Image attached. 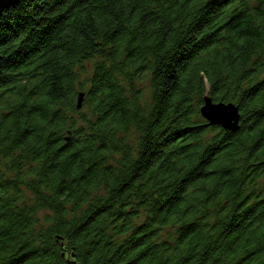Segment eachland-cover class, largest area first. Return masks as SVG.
<instances>
[{"label": "trees", "instance_id": "obj_1", "mask_svg": "<svg viewBox=\"0 0 264 264\" xmlns=\"http://www.w3.org/2000/svg\"><path fill=\"white\" fill-rule=\"evenodd\" d=\"M0 165V264H264V0L6 9Z\"/></svg>", "mask_w": 264, "mask_h": 264}, {"label": "water", "instance_id": "obj_2", "mask_svg": "<svg viewBox=\"0 0 264 264\" xmlns=\"http://www.w3.org/2000/svg\"><path fill=\"white\" fill-rule=\"evenodd\" d=\"M20 2L21 0H0V18L6 9ZM201 113L208 125H219L227 130H237L241 124V112L237 104L234 102H216L209 95L204 97Z\"/></svg>", "mask_w": 264, "mask_h": 264}, {"label": "rangeland", "instance_id": "obj_3", "mask_svg": "<svg viewBox=\"0 0 264 264\" xmlns=\"http://www.w3.org/2000/svg\"><path fill=\"white\" fill-rule=\"evenodd\" d=\"M138 87H141L143 90H148L149 89V86H148V83L146 82L145 84L144 83H141L139 82L138 83ZM146 95V93H144ZM79 125H82L83 123L81 121L78 122ZM69 139V138H68ZM0 167L2 168V166L0 165ZM4 171L5 169L2 168ZM264 187V179L261 181V188ZM26 194H27V197L28 199L30 200V198L32 197V194L30 193V191L26 190ZM48 212L47 211H40L39 212V215L43 218ZM171 231H168V230H164L162 233H161V238L162 239H169V234H170Z\"/></svg>", "mask_w": 264, "mask_h": 264}, {"label": "bare ground", "instance_id": "obj_4", "mask_svg": "<svg viewBox=\"0 0 264 264\" xmlns=\"http://www.w3.org/2000/svg\"><path fill=\"white\" fill-rule=\"evenodd\" d=\"M202 106H203V105H202ZM202 106H201V107H202ZM200 113H201V108H200ZM201 115H202V113H201Z\"/></svg>", "mask_w": 264, "mask_h": 264}]
</instances>
